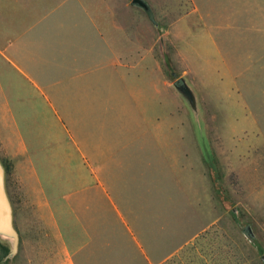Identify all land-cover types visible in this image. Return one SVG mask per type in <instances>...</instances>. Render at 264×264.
Segmentation results:
<instances>
[{"label": "rangeland", "instance_id": "rangeland-1", "mask_svg": "<svg viewBox=\"0 0 264 264\" xmlns=\"http://www.w3.org/2000/svg\"><path fill=\"white\" fill-rule=\"evenodd\" d=\"M19 1L48 15L53 62L63 66L54 65L55 79L61 74L59 87L68 86L71 94L64 102L75 114L70 120L82 125L85 110L86 116L94 114L84 117L86 128L98 134L113 128L114 142L131 143L129 161L133 174L141 176L126 198L133 211L126 215L136 228L118 227L113 200L92 186L75 201L83 211L57 214L58 230L94 237L106 263L114 246L132 256L133 232L144 242L150 264H264V18L246 20L240 36L237 28L211 35L205 28L213 23L209 11L216 24L228 25L237 5L202 0V19L184 17L170 36L166 26L182 11L183 0H146L154 20L132 0ZM181 76L198 92L203 133L173 86ZM141 141L146 144L142 170L135 154ZM67 146L79 159L68 165L67 175L79 167L76 175L82 176L67 184L82 189L83 161L71 137ZM155 149H161L158 156ZM3 160L13 230L0 221V264H30L31 250L45 248V239L54 235L51 216L41 211L45 201L35 187H24ZM247 225L254 241L243 231Z\"/></svg>", "mask_w": 264, "mask_h": 264}, {"label": "crops", "instance_id": "crops-1", "mask_svg": "<svg viewBox=\"0 0 264 264\" xmlns=\"http://www.w3.org/2000/svg\"><path fill=\"white\" fill-rule=\"evenodd\" d=\"M225 1L237 5L232 14V24H216V14L209 11L208 16L213 23L206 24L205 28L211 35L223 28H237L240 36L246 20L261 22L264 18V0ZM19 2L0 0V161L4 163L3 159H7L13 165L14 173L24 187H35L36 196L45 201L44 205H40L41 211L51 216L49 220L54 235L45 239V248H37L35 252L31 250L30 264H150L144 242L133 232L129 235L133 244L132 256L126 258L125 253L114 246L113 257L106 263L100 250L95 247L94 237L66 236L58 230L60 223L57 214L83 211L75 201L79 202L78 199L85 196L87 188L92 186L100 187L97 190L99 196L104 194L113 200V214L118 227L136 228L137 225L126 215L132 211L126 204V198L132 195L129 188L131 183L141 176L133 174L135 166L129 161L132 159L129 158L132 156V151L129 152L131 143L114 142L113 128H100L99 134L96 128H86L85 110L82 112V125L79 120H70L75 114L69 110V104L64 106V102L70 100L71 94L68 86L65 89L59 87L63 83L61 74L57 72L55 79L48 15L42 14L30 3ZM201 3L202 0H183L182 11L166 26L165 34L171 36L172 27L188 15H199L197 19H202ZM190 24L192 27L193 24ZM139 54L141 56L140 50ZM55 66L57 70L63 69L62 65ZM73 98L77 99L76 96ZM55 100L62 104L56 106ZM77 114L81 115L80 110ZM93 115L89 112L86 118ZM149 130L145 128L142 131ZM70 137L86 170L83 171L86 175L83 174L85 183L82 189L67 184L82 180L80 174L76 175L79 167L71 178L67 175L70 174L68 165L74 166L79 161L76 153L67 151L68 146L64 147V141ZM138 137L141 139V136ZM136 145L139 147L135 152L137 168L140 164L139 169L142 170L146 144L141 141ZM160 150L155 149L154 154L158 156ZM164 151L163 147L165 159ZM108 173L113 176H107ZM86 182H89L88 185Z\"/></svg>", "mask_w": 264, "mask_h": 264}, {"label": "water", "instance_id": "water-1", "mask_svg": "<svg viewBox=\"0 0 264 264\" xmlns=\"http://www.w3.org/2000/svg\"><path fill=\"white\" fill-rule=\"evenodd\" d=\"M132 5L143 9L151 20H154L152 9L150 4L146 0H132ZM173 86L176 88L180 96L188 104L192 115L194 117L195 123L197 125L198 131L203 133V116L201 110V104L199 100V95L195 87L191 84L187 77L181 76L173 82ZM0 221L3 225L10 230H13L11 224V205L9 198L6 193L4 184V174L3 168L0 163ZM244 233L249 238V240L254 241L256 238L255 233L250 225L243 228ZM264 259V255H263Z\"/></svg>", "mask_w": 264, "mask_h": 264}]
</instances>
